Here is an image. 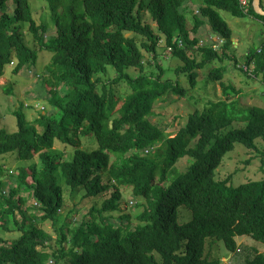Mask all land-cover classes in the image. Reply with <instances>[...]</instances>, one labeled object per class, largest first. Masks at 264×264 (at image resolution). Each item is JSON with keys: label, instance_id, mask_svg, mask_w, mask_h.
<instances>
[{"label": "trees", "instance_id": "trees-1", "mask_svg": "<svg viewBox=\"0 0 264 264\" xmlns=\"http://www.w3.org/2000/svg\"><path fill=\"white\" fill-rule=\"evenodd\" d=\"M45 1L54 29L49 35L46 23H36L29 0H0V77L9 65L16 75L46 53L50 62L43 72L51 77L39 78L52 86L51 111L29 122L21 107L14 112L15 133L0 126V157L29 162L37 156L39 161L20 167L17 188L5 192L0 181V264H220L206 252L207 243L221 242L230 259L241 252L239 238L264 245V179L236 187L231 176L215 179L235 144L249 150H258V141L264 146V107L208 102L173 136L150 120L157 101L195 89L204 69L218 64L206 80L223 79L222 64L234 59L232 32L222 15L264 23L253 0L244 10L238 0H188L199 3L219 46L201 43L204 21L198 15L189 28L187 0ZM161 43L170 59L180 62L174 74L186 75V86L165 78L157 56ZM143 52L152 55L154 66ZM246 66L252 68L247 77H261L264 87V43L247 55ZM221 84L227 97L240 91ZM5 92L12 94L11 86ZM85 139H94L97 148L84 149ZM60 148L72 158L61 160ZM183 158L190 164L180 171L176 165ZM60 178L71 192L83 191L81 201L92 206L80 223L63 225L54 240L44 225L54 224L64 205ZM21 189L30 192L40 216H26ZM124 190L133 194L137 214L120 209ZM105 195L100 206L93 204ZM185 209L190 220L180 224ZM10 223L17 232L12 242L4 234ZM246 249L238 264H264L257 249Z\"/></svg>", "mask_w": 264, "mask_h": 264}, {"label": "rangeland", "instance_id": "rangeland-1", "mask_svg": "<svg viewBox=\"0 0 264 264\" xmlns=\"http://www.w3.org/2000/svg\"><path fill=\"white\" fill-rule=\"evenodd\" d=\"M31 12L37 24L46 23L48 25L47 34H52L54 29L52 27L50 12L47 8L45 0H29ZM185 7H188V13H185L186 21L189 28L192 27L194 20L193 15H198L204 24L200 28V41L201 43H211V45L218 46L221 43L218 42L217 36L211 33L209 23L206 19L200 16L198 7L199 3L194 1H185ZM11 13L12 11L9 10ZM223 19L226 21L229 29L232 32V39L238 41L230 46V56L234 59L231 61H224L222 64L226 68V72L221 81L209 82L206 80L208 72L213 67H218V64L210 66L204 69L202 79L199 80L195 89L189 90L183 97L179 95L169 94L164 96L161 100L157 101L153 110V115L150 120L153 124L159 126L168 135L173 136L178 129L185 125L186 119L190 113L195 109H203L208 102H230L232 100L237 101L239 107L260 106L264 107V87L262 86L261 77L249 79L247 75L252 72V68L246 66L247 55L249 53L258 52L264 43V23L251 16L243 18H235L229 13H223ZM145 21L155 27V23L145 15ZM189 20V21H188ZM26 40L29 42L32 38L29 34L28 27L24 28ZM34 46V43H30ZM237 44V45H236ZM144 59L154 66V59L152 55L144 53ZM157 56L162 63V67L165 69V78L178 82L179 85H187V76L179 74L178 77L174 74L176 66L180 65V62L170 59V52L166 51V46L161 43L158 46ZM50 62V56L46 53H40L37 64L32 67L25 68L19 74H14V65H9L6 68L4 77H0V126L4 128L7 133L13 134L17 131L16 117L14 112L22 107V110L29 122H33L39 114H44L47 111H51L50 105L47 100L50 97L49 90L52 86L41 80L40 75L43 74L44 79L50 78L49 73L43 72L44 68ZM243 70V71H240ZM233 86L238 94H232L228 96L225 94L224 88ZM12 88V94H7L5 89L7 87ZM241 125L234 124V127ZM83 148L87 150L96 149L94 139L83 140ZM59 146H55L57 148ZM258 150L246 149L241 144H235L234 150L227 153L215 172L216 180H224L228 176L232 177L230 184L234 187L248 180L260 181L264 179V146L261 141L257 142ZM62 153L61 160L65 161L72 158V152L66 148H60ZM32 163H39L37 156L32 161L16 162L14 155H7L0 157V165L2 166V174H0V181L5 183V192H9L12 187L17 188L15 177L18 175L20 167L27 168ZM190 164L189 158H183L176 168L180 171H185ZM60 177V171L57 173ZM31 179L28 178L27 182ZM60 184L64 192V205L59 212V215L54 224L47 222L44 225L45 230L51 234L52 238L59 235L60 229L63 225H69L70 223L77 224L87 215L89 208L92 206L87 200H82L84 192L76 190L70 191L64 182L60 178ZM108 194V193H107ZM122 201L120 209L126 211L129 208H133L135 201L133 200V194L130 190H124L122 192ZM105 196L99 197L93 202L98 206L101 205ZM18 197H24L26 202L22 205V209L26 213V216L35 214L40 216L39 211L35 210L33 206L35 202L30 198V192L25 189L19 191ZM136 209L133 208L132 214H137ZM16 219L21 221L19 214L15 215ZM11 215H5L6 219H10ZM190 220V212L184 210V217L179 218V223H185ZM40 227L41 224L39 223ZM8 233H4L6 239L12 242L16 237V227L12 223L9 224ZM239 248L241 250L238 253V258L230 259L231 254L223 246L221 242H215L214 245L209 246L206 244V252L209 253L211 259H219L220 264H238L244 259V254L247 252L246 247L255 248L264 256V245L256 242L250 238H239L237 240Z\"/></svg>", "mask_w": 264, "mask_h": 264}, {"label": "water", "instance_id": "water-1", "mask_svg": "<svg viewBox=\"0 0 264 264\" xmlns=\"http://www.w3.org/2000/svg\"><path fill=\"white\" fill-rule=\"evenodd\" d=\"M254 10L256 13L260 15H264V11L262 10L260 6V0H253Z\"/></svg>", "mask_w": 264, "mask_h": 264}, {"label": "built area", "instance_id": "built-area-1", "mask_svg": "<svg viewBox=\"0 0 264 264\" xmlns=\"http://www.w3.org/2000/svg\"><path fill=\"white\" fill-rule=\"evenodd\" d=\"M238 3H239V6L241 7V9L244 10L248 7V5H250V0H238ZM218 42L221 43V40L219 38H218Z\"/></svg>", "mask_w": 264, "mask_h": 264}, {"label": "crops", "instance_id": "crops-1", "mask_svg": "<svg viewBox=\"0 0 264 264\" xmlns=\"http://www.w3.org/2000/svg\"><path fill=\"white\" fill-rule=\"evenodd\" d=\"M263 5L264 6V0H260V5ZM264 25V24H263ZM233 40V43H235V42H237V44H238V41L236 40V39H232ZM236 44V45H237Z\"/></svg>", "mask_w": 264, "mask_h": 264}, {"label": "clouds", "instance_id": "clouds-1", "mask_svg": "<svg viewBox=\"0 0 264 264\" xmlns=\"http://www.w3.org/2000/svg\"><path fill=\"white\" fill-rule=\"evenodd\" d=\"M254 6V5H253Z\"/></svg>", "mask_w": 264, "mask_h": 264}]
</instances>
